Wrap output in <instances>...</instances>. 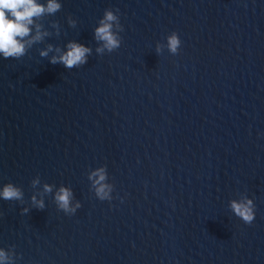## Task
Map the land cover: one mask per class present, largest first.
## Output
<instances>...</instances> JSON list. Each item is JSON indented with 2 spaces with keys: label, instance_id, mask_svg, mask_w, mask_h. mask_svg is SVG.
<instances>
[{
  "label": "water",
  "instance_id": "obj_1",
  "mask_svg": "<svg viewBox=\"0 0 264 264\" xmlns=\"http://www.w3.org/2000/svg\"><path fill=\"white\" fill-rule=\"evenodd\" d=\"M58 2L41 21L51 36L0 57V188L24 192L23 204L0 199V249L15 264H264V0ZM106 9L122 43L97 55ZM172 32L178 54L157 55ZM71 41L92 49L80 68L39 55ZM102 166L111 201L87 178ZM45 183L81 208L66 216ZM242 196L250 225L229 208Z\"/></svg>",
  "mask_w": 264,
  "mask_h": 264
},
{
  "label": "clouds",
  "instance_id": "obj_2",
  "mask_svg": "<svg viewBox=\"0 0 264 264\" xmlns=\"http://www.w3.org/2000/svg\"><path fill=\"white\" fill-rule=\"evenodd\" d=\"M62 5L58 0H0V57L4 59L19 60L24 57L28 50L34 45L42 43L45 38L52 35L45 30L41 21L47 16H51L60 11ZM117 11L106 9L103 17L98 21V26L94 29V40L99 45L95 52L97 55L112 53L121 47L122 38L119 35L124 31ZM68 25L75 28L77 21L71 16L68 17ZM55 30V34H60V25L52 23L50 25ZM181 47V40L177 33L172 32L166 37V44L158 43L155 48L157 55L161 54L164 48L171 55H177ZM55 52L49 60L52 65L61 64L66 69L80 68L87 64L92 49L83 44L71 41L66 45V50L53 47L49 44L45 50L39 52L40 57L46 58L49 53ZM88 181L94 191L95 197L100 201H111L113 185L108 182L109 177L106 167L102 166L92 170L88 175ZM39 176L31 181V187L40 185ZM54 185L43 184V192L40 194H53ZM0 199L5 201L24 202V192L20 187L7 183L0 188ZM53 201L59 211L66 216L74 215L81 208V203L75 200L74 192L70 187L61 185L53 194ZM75 201V202H74ZM30 203L33 208L43 211L46 207L43 198L32 195ZM231 212L245 224H251L255 219V205L252 199L242 196L239 200L229 202ZM30 208L24 207L22 214H28ZM15 253L11 254L4 249H0V264H15Z\"/></svg>",
  "mask_w": 264,
  "mask_h": 264
}]
</instances>
